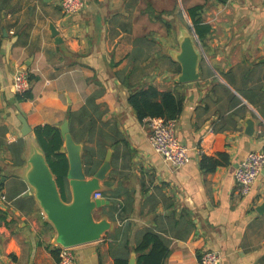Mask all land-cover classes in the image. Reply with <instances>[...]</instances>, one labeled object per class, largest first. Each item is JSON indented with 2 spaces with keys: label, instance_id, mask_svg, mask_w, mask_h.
<instances>
[{
  "label": "crops",
  "instance_id": "1",
  "mask_svg": "<svg viewBox=\"0 0 264 264\" xmlns=\"http://www.w3.org/2000/svg\"><path fill=\"white\" fill-rule=\"evenodd\" d=\"M206 2L84 0L81 14L67 16L59 0H0V264H58L56 230L26 176L36 129L65 121L83 155L101 166L112 153L98 192L110 204L94 215L114 230L74 247L78 264H116L118 219L131 223L132 252L145 232L161 235L165 264H199L206 251L223 264H264V173L244 198L234 180L248 153L264 151V2ZM205 4L211 33L202 41L189 10ZM184 28L201 54L200 79L187 84L177 82L175 59ZM20 68L31 80L23 98L11 90ZM149 87L182 101L177 134L191 157L180 170L154 152L148 119L130 104ZM204 156L218 162L213 172ZM65 188L70 202L68 180ZM113 207L126 211L116 221Z\"/></svg>",
  "mask_w": 264,
  "mask_h": 264
},
{
  "label": "water",
  "instance_id": "2",
  "mask_svg": "<svg viewBox=\"0 0 264 264\" xmlns=\"http://www.w3.org/2000/svg\"><path fill=\"white\" fill-rule=\"evenodd\" d=\"M50 30L56 42L62 43L59 32L53 25ZM175 59L181 65L178 83L187 84L200 79L201 54L194 37L186 28L180 37V52ZM262 62L264 63V59ZM248 124L252 125V122L249 121ZM60 132L64 141L62 154L66 155L68 161L67 180L71 188L72 200L66 202L63 199L45 152L39 144L31 151L26 177L47 220L56 230V244L74 248L100 241L105 234L114 230L112 222L106 218L97 220L94 215L97 209L109 205L110 202L106 199H93V195L101 190V182L112 170V153L108 151L101 166L90 177L83 160V145L74 140L69 121H65L60 126ZM263 209L264 205L257 211L260 213ZM128 264H137L135 251L132 252Z\"/></svg>",
  "mask_w": 264,
  "mask_h": 264
},
{
  "label": "trees",
  "instance_id": "3",
  "mask_svg": "<svg viewBox=\"0 0 264 264\" xmlns=\"http://www.w3.org/2000/svg\"><path fill=\"white\" fill-rule=\"evenodd\" d=\"M210 0H207L209 2ZM219 4H226L227 0H215ZM206 2V4H207ZM206 4L193 7L189 10L190 18L195 27L196 33L200 40L204 41L211 33V28L205 23L203 13L206 10ZM23 98V97H22ZM159 100V102H158ZM130 104L138 113L140 121L151 118H162L165 120L177 119L182 111V101L173 96L171 92L159 93L154 87H149L147 90H140L130 97ZM91 113H88V116ZM87 116V117H88ZM38 144L45 152L47 161L57 176L58 186L60 187L62 197L68 201L66 196V178L68 171V161L64 154L59 151L63 146V139L60 130L51 126L39 127L36 129ZM92 157V156H91ZM88 158L87 150L83 155V159L88 168V175L92 176L100 167V163L95 162V159ZM89 164V165H88ZM202 168L206 172H213L218 166V162L214 159L204 156L201 162ZM123 208H112L111 220L116 221V216L122 218L120 212ZM125 213L126 211H122ZM124 222V229L116 230L112 236L114 246L112 251L115 256L116 264H128L132 249L130 242L131 223H126L127 219H118ZM137 255V264H165L169 256V243L159 234L153 231H147L143 234L140 242L134 250Z\"/></svg>",
  "mask_w": 264,
  "mask_h": 264
},
{
  "label": "built area",
  "instance_id": "4",
  "mask_svg": "<svg viewBox=\"0 0 264 264\" xmlns=\"http://www.w3.org/2000/svg\"><path fill=\"white\" fill-rule=\"evenodd\" d=\"M63 12L67 16L79 15L85 8L84 0H59ZM264 2V0H262ZM31 89L30 73L19 69L13 78L11 90L17 96L24 97ZM150 129L149 143L156 154L164 163L173 170L184 168L191 157L190 149L184 145L178 137V120H165L162 118H151L147 121ZM202 155L204 150L199 151ZM264 173V151L248 153L241 160L235 170L234 180L240 197H248L254 185ZM101 194L95 193L93 199H100ZM5 201V196L0 195ZM74 248L60 247L58 264H78L73 252ZM199 264H223L221 255L215 251H206L202 254Z\"/></svg>",
  "mask_w": 264,
  "mask_h": 264
}]
</instances>
